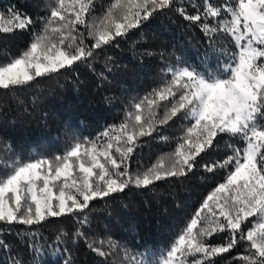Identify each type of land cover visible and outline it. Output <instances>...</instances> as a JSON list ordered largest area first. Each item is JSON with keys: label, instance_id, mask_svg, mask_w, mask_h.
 I'll use <instances>...</instances> for the list:
<instances>
[{"label": "snow or ice", "instance_id": "1", "mask_svg": "<svg viewBox=\"0 0 264 264\" xmlns=\"http://www.w3.org/2000/svg\"><path fill=\"white\" fill-rule=\"evenodd\" d=\"M45 9L34 19L15 4L0 7V34L31 37L18 56L0 60V90L15 93L78 64L91 68L118 38L169 12L207 38L204 62L217 52L222 59L215 69L180 60L169 65L164 71L170 79L134 102L119 125L77 140L62 155L13 159L4 145L0 224L29 226L17 233L28 241L32 226L72 216V244L83 240L103 264H264V0H110L99 14L96 0H47ZM110 60L105 57L106 68ZM98 76L106 78L103 71ZM176 121L181 129L173 151L132 169L137 150L148 140L168 143L164 130ZM198 168L223 175V181L164 249L133 253L110 237L90 234L93 201L185 179ZM5 231L0 227V234ZM69 235L60 229L55 241L67 243ZM35 240L32 234L26 246L38 256L43 246ZM0 250L11 253L2 238ZM59 252L62 264H73L67 248ZM6 264L23 261L10 254Z\"/></svg>", "mask_w": 264, "mask_h": 264}, {"label": "trees", "instance_id": "2", "mask_svg": "<svg viewBox=\"0 0 264 264\" xmlns=\"http://www.w3.org/2000/svg\"><path fill=\"white\" fill-rule=\"evenodd\" d=\"M46 2L0 0V7L15 4L35 19L46 14ZM109 2L96 0L98 14ZM30 39L27 33L0 34V60L18 56ZM207 44L199 29L174 12L159 14L127 37L118 38V45L107 48L91 68L78 64L74 70L38 78L32 87L15 93L0 90V159L5 155L4 145L10 149L8 156L27 161L53 158L62 155L77 140L97 138L109 126L119 125L134 102L157 88L164 79H170V74L166 76L164 71L169 65L174 66L180 60L215 69L217 59L222 57L217 52L204 62ZM105 57H111L107 68ZM101 71L105 79L99 78ZM180 129L181 122L176 121L164 130L170 138L168 143L159 139L144 143L134 154L131 168L149 166L162 153L173 151ZM227 142V137L220 141V154L225 152ZM208 159L205 157V161ZM222 181L223 175L214 176L198 168L185 179L168 178L148 189L131 187L123 193L97 199L91 203L90 234L97 240L110 237L133 253L164 249L207 193ZM0 227L6 229L0 238L11 245V253L0 250V261L4 264L10 254L22 259L23 264H62L65 256L59 250L63 248L69 250L73 264H103V258L89 251L83 240L75 246L72 244L71 233L76 227L72 216L50 218L32 226L25 233L28 241L17 233L29 226L0 224ZM60 229L70 234L67 243L55 241ZM32 234L37 246H43L38 256L26 246ZM220 242V239L214 241ZM232 255H236V250Z\"/></svg>", "mask_w": 264, "mask_h": 264}]
</instances>
